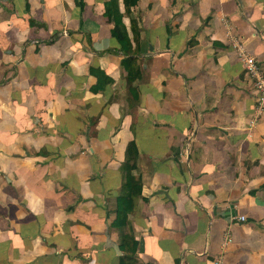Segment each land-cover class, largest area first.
<instances>
[{"label":"crops","instance_id":"1","mask_svg":"<svg viewBox=\"0 0 264 264\" xmlns=\"http://www.w3.org/2000/svg\"><path fill=\"white\" fill-rule=\"evenodd\" d=\"M109 1L0 0V264H119L131 141L136 264H264V0H119L132 82Z\"/></svg>","mask_w":264,"mask_h":264},{"label":"trees","instance_id":"2","mask_svg":"<svg viewBox=\"0 0 264 264\" xmlns=\"http://www.w3.org/2000/svg\"><path fill=\"white\" fill-rule=\"evenodd\" d=\"M138 1L124 0L126 11L130 13L131 7L135 6ZM105 14L110 22L114 23L112 35L118 40L121 45L120 50L125 54L122 64L128 70V80L132 82L138 77H141L140 66L137 63L136 57L133 56V54L140 51V47L137 46L133 49L131 38L123 22V14L119 10V0H110L106 5ZM91 72L100 75L101 78L100 81L98 80L96 87H94L96 91L104 88L107 83L113 81L103 70L91 68ZM138 159L139 150L137 144L135 141H131L127 147L126 159L121 165L125 180L122 192L116 198V216L110 224L111 227L118 228L122 231L120 247L124 254L120 257L119 264H136V254L141 246V243L136 240L133 222L130 219V215L136 211L139 198L143 191L142 178L135 172L138 169Z\"/></svg>","mask_w":264,"mask_h":264},{"label":"built area","instance_id":"3","mask_svg":"<svg viewBox=\"0 0 264 264\" xmlns=\"http://www.w3.org/2000/svg\"><path fill=\"white\" fill-rule=\"evenodd\" d=\"M239 57L243 60L246 67V75L252 80L255 98V113L250 120V128L257 125L262 119L264 114V69L258 62L257 58L245 53L242 46H238ZM236 219V218H235ZM245 215H240L239 220L244 221ZM229 237V241H230ZM214 264H220L219 261Z\"/></svg>","mask_w":264,"mask_h":264},{"label":"water","instance_id":"4","mask_svg":"<svg viewBox=\"0 0 264 264\" xmlns=\"http://www.w3.org/2000/svg\"><path fill=\"white\" fill-rule=\"evenodd\" d=\"M113 246H114V248H116V250H117L118 253H121L120 246H118L117 244H114Z\"/></svg>","mask_w":264,"mask_h":264},{"label":"rangeland","instance_id":"5","mask_svg":"<svg viewBox=\"0 0 264 264\" xmlns=\"http://www.w3.org/2000/svg\"><path fill=\"white\" fill-rule=\"evenodd\" d=\"M186 150H187V151H189L190 149H189V148H187V146H186ZM246 219H247V218H246ZM246 219H245L244 221H246Z\"/></svg>","mask_w":264,"mask_h":264}]
</instances>
